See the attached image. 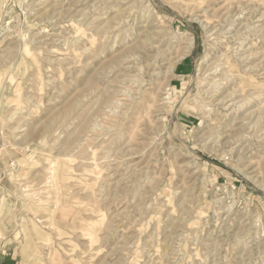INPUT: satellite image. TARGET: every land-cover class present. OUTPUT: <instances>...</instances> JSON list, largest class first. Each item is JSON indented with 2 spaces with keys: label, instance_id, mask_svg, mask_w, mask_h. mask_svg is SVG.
Returning <instances> with one entry per match:
<instances>
[{
  "label": "rangeland",
  "instance_id": "obj_1",
  "mask_svg": "<svg viewBox=\"0 0 264 264\" xmlns=\"http://www.w3.org/2000/svg\"><path fill=\"white\" fill-rule=\"evenodd\" d=\"M0 264H264V0H0Z\"/></svg>",
  "mask_w": 264,
  "mask_h": 264
},
{
  "label": "crops",
  "instance_id": "obj_2",
  "mask_svg": "<svg viewBox=\"0 0 264 264\" xmlns=\"http://www.w3.org/2000/svg\"><path fill=\"white\" fill-rule=\"evenodd\" d=\"M188 69L186 68V63H180L179 65H176V68L174 70V74H173V78H179L180 76H182V73L187 72Z\"/></svg>",
  "mask_w": 264,
  "mask_h": 264
},
{
  "label": "bare ground",
  "instance_id": "obj_3",
  "mask_svg": "<svg viewBox=\"0 0 264 264\" xmlns=\"http://www.w3.org/2000/svg\"><path fill=\"white\" fill-rule=\"evenodd\" d=\"M2 14H3V12H2ZM2 16H3V15H2ZM173 70H175L174 64L171 65L172 75H173ZM212 109H213V108H212ZM212 109H211V110H212ZM208 111H209V110H208Z\"/></svg>",
  "mask_w": 264,
  "mask_h": 264
}]
</instances>
